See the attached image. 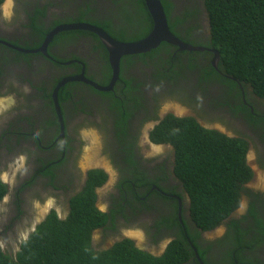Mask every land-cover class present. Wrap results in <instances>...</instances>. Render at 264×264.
<instances>
[{
  "label": "flooded vegetation",
  "instance_id": "flooded-vegetation-1",
  "mask_svg": "<svg viewBox=\"0 0 264 264\" xmlns=\"http://www.w3.org/2000/svg\"><path fill=\"white\" fill-rule=\"evenodd\" d=\"M169 1L174 8L172 19L178 15L183 18L189 12L188 24L196 21L197 36L207 38L209 27L202 0ZM165 17L169 21L166 14ZM151 20L147 21L151 24ZM107 23L109 30H104L102 25ZM149 23L145 22L138 0H3L0 5V180L5 175L15 178L11 184L4 180L9 189L7 203L4 201L0 206L2 229L10 240L17 241L41 216L46 218L50 213V210L45 212L48 207H56V215L66 218L70 199L82 191L88 172L98 170L107 180L95 189L94 206L103 212L97 207L101 202L108 217L106 224L98 229L99 247L110 249L130 240L139 251L162 258L169 244L177 241L184 247L194 244L200 248L173 250L174 256L177 253L182 258L188 256L181 259L178 255L177 264H242L238 257L245 258L239 255L242 252L249 256L246 249L237 256L231 249L224 252L216 248L211 240L225 237V227L218 238L209 239L192 224L187 194L173 173V154L150 152L147 130L150 132L163 117L162 104L177 103L197 122L219 125L221 130L216 128L219 133L243 140L251 148L257 172L264 176L263 98L256 96L245 81L235 80L227 90L220 81L199 87L197 78L186 73L178 80L179 85L167 78L156 81L152 77L155 63L160 59L167 68V57L160 56L151 62L137 55L132 65L127 64L128 57H122L119 79L108 93L97 91L84 81L67 83L58 91L66 95L58 102L63 119L61 133L52 101L54 88L62 80L78 78L106 87L111 77L109 53L100 37L87 30L56 33L48 44L47 56L21 52L37 50L46 36L60 26L90 25L116 42L131 43L147 36ZM183 28L179 26V30ZM126 82L134 87L122 92ZM116 84L119 89H115ZM136 85L140 86L139 97L130 102L124 120L127 124L121 127L123 122L116 107ZM191 86L209 89L208 110L217 121L192 109ZM218 94L227 103L225 109L214 108ZM85 156L90 157L89 162ZM111 173L114 179L107 184ZM257 185L244 197L243 211L236 215L235 219L245 220L242 225L253 221L249 214L251 203L264 220V180L260 179ZM259 250L264 251V242ZM252 256L264 263L263 254Z\"/></svg>",
  "mask_w": 264,
  "mask_h": 264
},
{
  "label": "trees",
  "instance_id": "trees-1",
  "mask_svg": "<svg viewBox=\"0 0 264 264\" xmlns=\"http://www.w3.org/2000/svg\"><path fill=\"white\" fill-rule=\"evenodd\" d=\"M2 2L0 0V5ZM138 2L145 15V22L149 23L147 20L150 16L144 1ZM160 2L169 19V30L173 34L191 45L217 50L220 61L214 70L211 64L212 54L176 52L174 47L161 43L149 53L139 56L151 62L160 56L167 57V68L161 65L160 59L155 63L152 74L154 80L167 78L169 82L179 85L178 80L186 73L197 78L199 87L220 81V84L226 85V90L234 85L235 80L245 81L255 94L264 98V0H202L209 32L207 38L201 40L196 32L199 28L197 22H187V18L191 17L189 12L183 18L178 15L172 19V3L169 0ZM109 26V23L102 25L104 30H109ZM179 26L184 28L179 30ZM151 30L152 20L146 28V35ZM134 57L136 56L128 57V65L134 64ZM125 84L126 88L122 92L134 87L127 82ZM191 88L189 104L198 106V97L194 87ZM115 89H119L118 84ZM139 92L140 86L136 85L116 107L120 110L119 117L123 122L121 127H124V123L127 124L124 120L129 114L130 102L137 101ZM65 97V94L58 93V101ZM156 97L160 100L161 95ZM157 129L165 131L167 135L152 133V141L174 146V173L189 197L192 223L202 230L219 226L238 208L241 197L248 196L251 191L245 186L253 176L246 161V143L241 139L204 129L189 117L175 119L168 116ZM87 178L82 193L72 198L71 209L65 221L58 220L55 213L51 212L27 240L21 243L14 257L6 255L0 248V264H177L175 259L178 255L181 259L188 257L186 255L182 258L181 253L173 255V250L184 249L177 241L169 244L162 258L142 253L130 240H124L106 252L94 253L89 247L90 233L107 222V215L94 207V188L105 182L106 175L93 170L88 173ZM7 190V186L0 183V201ZM175 214L174 212L176 221ZM249 214L253 221L247 225L241 224L245 222L244 219L229 220L226 224L227 238L220 241L224 246L229 243L226 246L235 251L237 256L242 250H247L249 256L243 252L239 254L245 257H238L240 263L264 264L252 256L264 255V251L259 250L264 242V220L258 216L259 212L257 214L254 211L252 203ZM197 249L200 250L198 246Z\"/></svg>",
  "mask_w": 264,
  "mask_h": 264
},
{
  "label": "clouds",
  "instance_id": "clouds-1",
  "mask_svg": "<svg viewBox=\"0 0 264 264\" xmlns=\"http://www.w3.org/2000/svg\"><path fill=\"white\" fill-rule=\"evenodd\" d=\"M160 1V0H159ZM161 3V2H160ZM145 4V3H144ZM162 5V4H161ZM146 7V6H145ZM147 9V8H146ZM148 12V11H147ZM9 19H10V17H8ZM151 18V17H150ZM65 26H67V25H65ZM167 26H168V21H167ZM61 27V26H60ZM58 28V27H57ZM56 29V28H55ZM168 29H169V27H168ZM170 31V30H169ZM171 32V31H170ZM51 33V32H50ZM49 33V34H50ZM172 33V32H171ZM173 34V33H172ZM148 36V35H147ZM146 36V37H147ZM54 37V36H53ZM52 37V38H53ZM177 38V37H176ZM144 39V38H143ZM143 39H141V40H143ZM198 39H204V37H198ZM51 41H52V39H51ZM140 41V40H139ZM137 42V41H136ZM183 42V41H182ZM120 43V42H119ZM131 43H134V42H131ZM184 43H186V42H184ZM49 44V43H48ZM186 44H190V43H186ZM169 45V44H168ZM191 45V44H190ZM42 46V45H41ZM40 46V47H41ZM169 46H172V45H169ZM192 46H194V45H192ZM174 48H176L175 46H173ZM201 47H204V48H208V47H205V46H201ZM47 48H48V45H47ZM39 49V48H38ZM208 49H212V48H208ZM176 50H177V48H176ZM215 50V49H214ZM178 51V50H177ZM217 51V50H216ZM150 52V51H149ZM178 52H184V51H178ZM187 52V51H186ZM146 53H148V52H146ZM196 53H203V52H196ZM204 53H210V52H207V51H204ZM41 54V53H40ZM141 54H145V53H141ZM141 54H137V55H141ZM210 54H212V53H210ZM219 54V53H218ZM137 55H130V56H123V57H131V56H137ZM213 55V54H212ZM213 57H214V55L212 56V59H213ZM212 59H211V64H212ZM121 60V59H120ZM219 61H220V56H219ZM219 61H218V63H217V65H216V67L214 68V70H216L217 69V67H218V64H219ZM213 66V65H212ZM109 67H110V64H109ZM110 70H111V68H110ZM119 70H120V63H119ZM111 78H112V71H111V77H110V81H111ZM119 79V74H118V78H117V80ZM116 80V81H117ZM115 81V82H116ZM91 82H93V81H91ZM70 83H72V82H70ZM93 83H95V82H93ZM95 84H97V83H95ZM109 84H110V82H109ZM108 84V85H109ZM115 84V83H114ZM98 85V84H97ZM107 85V86H108ZM57 86V85H56ZM91 86V85H90ZM99 86V85H98ZM106 86V87H107ZM114 86V85H113ZM64 87V86H63ZM92 87V86H91ZM99 87H101V86H99ZM191 87H194V92H195V95L198 97V100H199V105L198 106H191L192 107V109H194L195 111H197V112H199V113H201L203 116H205V117H207V118H211V116H210V113H209V110H208V99H209V95H210V91H209V89L208 88H198V87H196V86H191ZM249 87V86H248ZM62 88V87H61ZM60 88V89H61ZM92 88H94V87H92ZM103 88H105V87H103ZM55 89V88H54ZM59 89V90H60ZM95 89V88H94ZM112 89H113V87H112ZM95 90H97V89H95ZM97 91H99V90H97ZM111 91V90H110ZM253 91V90H252ZM100 92H102V91H100ZM53 93V92H52ZM108 93V92H107ZM254 93V92H253ZM255 94V93H254ZM256 96H258L257 94H255ZM258 97H260V96H258ZM260 98H262V97H260ZM264 99V98H263ZM53 101V100H52ZM59 101H58V93H57V103H58ZM223 103V106L221 105V103ZM220 103V104H219ZM53 105H54V103H53ZM58 107H59V109H60V106H59V103H58ZM214 108L215 109H219V108H222V109H225L226 108V106H225V104H224V102H223V100L220 98V96H219V94H218V98H217V100L215 101V103H214ZM54 109H55V107H54ZM160 114L166 119L168 116H173V118H175V119H183V118H187V117H189V118H192V119H194L193 117H191V116H188L186 113H185V110H184V108L183 107H181L179 104H177V103H165V104H162L161 106H160ZM169 110H172V112H168ZM60 114H61V111H60ZM166 115V116H165ZM56 116H57V114H56ZM163 117H161V119L159 120V122L154 126V127H152L151 128V131L149 132V130H147V132L149 133V137H148V140H149V144H150V148H151V151L150 152H153L154 154H156V155H162L165 151H167V153H170L171 155L173 154V158H174V163H175V150H174V146L171 144V146H168V143H163V142H160V143H157V142H154V141H152V139H151V134L152 133H154V134H156V135H167L166 133H165V131H163V130H158L157 128L162 124V122L165 120V119H163ZM61 118H62V116H61ZM211 119H214L215 121H217L215 118H211ZM57 120H58V117H57ZM195 120V119H194ZM196 121V120H195ZM62 122H63V119H62ZM197 122V121H196ZM59 124V123H58ZM197 124L199 125V126H201V127H203L204 129H207V130H213V131H217L218 132V130L216 129V128H219L220 130H221V126H219V125H215V126H210V125H208L209 123H199V122H197ZM62 133H63V131H62ZM227 135L226 136H228V135H230V134H228V133H226ZM147 135V134H146ZM229 137V136H228ZM231 138H233V137H231ZM246 146H247V144H246ZM91 148L93 149V147L91 146ZM250 149L251 148H247V153H246V161H247V164H248V166L250 167V169L252 170V172H253V175H254V177H253V179L250 181V182H248L245 186H246V188H248V189H250L251 190V188L253 187H259L257 184H258V181L261 179V180H264V176L262 175V173L261 172H257V170H256V165H254V167H252V166H250V164L248 163V160H247V155H248V152L250 151ZM95 154L94 153H92L91 154V156H94ZM85 158H86V160L89 162V160H90V157L89 156H85ZM174 163H173V173H174ZM81 165H82V163H81ZM89 173V172H88ZM110 175H112V180L114 179V176H113V173H111ZM110 175H109V177H110ZM174 175H175V173H174ZM176 176V175H175ZM4 177V176H3ZM9 177L10 178H8V177H6V179H8L9 180V184H11V183H13V180H14V178H15V175H9ZM88 177V176H87ZM177 177V176H176ZM110 179V178H109ZM87 180H88V178H87ZM87 180H86V182H87ZM106 180H107V176H106ZM106 180H105V182L103 183V184H105L106 183ZM181 182V181H180ZM0 183H2L3 185H5V186H7V188L9 189V185L7 184V183H5V181L4 180H0ZM110 183V180H108L107 181V184H109ZM102 184V185H103ZM85 185H86V183H85ZM85 185H84V187H85ZM101 185V186H102ZM101 186H99V187H101ZM84 187H83V189H84ZM96 188H98V187H96ZM96 188H94V191H95V189ZM83 189H82V191H83ZM82 191H80V193H82ZM98 192H100L99 191V189L97 190ZM8 193V190H7V192H6V194ZM80 193H78L77 195H75L74 197H72V198H75L76 196H78ZM6 194L2 197V199H1V201H0V206H1V204L5 201L6 203H7V201H6ZM187 194V193H186ZM94 195H95V193H94ZM6 197V198H5ZM244 197H246L245 195H243L242 197H241V200H240V203H239V206H238V208L236 209V210H234V212H232L229 216H228V218L226 219V220H224V222L222 223V224H220L219 226H217V227H215L214 229H211V230H202V229H199V228H197L193 223V225L195 226V228L196 229H199L200 231H202V232H204V233H206V236L207 237H209V239H211V238H218V236L222 233V231H223V228L225 227L226 229H227V226H226V224L229 222V220H234L235 218H238L236 215L237 214H239V213H242V211H243V206H242V202H243V199H244ZM72 198L70 199V201H69V208L71 209V202H72ZM95 200H96V196H95ZM95 200H94V203H95ZM186 202H187V209H188V213H189V197H188V195H187V197H186ZM95 207V206H94ZM97 207H98V209H100V210H102L103 212H104V209L102 208V203L101 202H99L98 204H97ZM2 208V207H1ZM49 208V207H48ZM46 209V213H48L49 212V210H50V213L51 212H54L55 213V211L54 210H56L57 212H58V209L56 208V207H52L51 209L49 208V209ZM96 209V208H95ZM97 210V209H96ZM98 211V210H97ZM1 210H0V217H1ZM44 212V213H45ZM70 212V211H69ZM100 212V211H99ZM103 212H100V213H103ZM50 213L46 216V218L50 215ZM55 215H56V213H55ZM56 217H57V219L58 220H60V221H65V219L67 218H59L57 215H56ZM45 218V219H46ZM44 216H41V218L38 220V222H36V223H33L32 224V227L30 228V230L27 232V233H25V234H23L21 237H18V240L17 241H12V240H10L9 239V237H8V235L5 233V231L2 229V227H3V221L1 220V222H0V230H1V235H0V239L2 240V241H4L5 242V244H6V246H7V250L9 251V252H13L12 254L10 253V254H7L5 251H4V249H3V247H0L1 248V250L6 254V255H10V256H15V253H17V251L19 250V247H20V245H21V243L23 242V241H26L27 240V238L29 237V235L31 234V233H33L34 231H35V229H36V227L37 226H39L44 220ZM107 219H108V217H107ZM189 219H190V214H189ZM190 221H191V219H190ZM192 222V221H191ZM106 224V223H105ZM102 227V226H101ZM100 227H97V228H94L92 231H91V233H90V236H89V247H90V249L94 252V253H102V252H106V251H108V250H110V249H112V248H108V247H99L98 246V240H99V237H98V233H99V231H98V229H99ZM3 238V239H2ZM224 238V237H223ZM222 238V239H223ZM190 242H192V240H193V237L191 236L190 237ZM211 240H214L215 241V247L216 248H218V249H220V250H222V251H228L229 250V248L225 245L224 246V244H222L221 243V241L220 240H218V239H211ZM187 240L185 241V243L187 244ZM196 249L197 247H196V245H194V244H191L190 245V247L187 245V247H184V249ZM13 249H15V250H13ZM101 249H105V250H103V251H101ZM138 250V249H137ZM143 253V252H142ZM180 255H182V254H180Z\"/></svg>",
  "mask_w": 264,
  "mask_h": 264
},
{
  "label": "water",
  "instance_id": "water-1",
  "mask_svg": "<svg viewBox=\"0 0 264 264\" xmlns=\"http://www.w3.org/2000/svg\"><path fill=\"white\" fill-rule=\"evenodd\" d=\"M143 1L153 22V28L151 32L143 40L134 43H119L111 39L108 35H106L102 30L98 28L92 27L90 25L73 24L68 26H61L54 29L50 34L46 36L42 46L35 51L18 50L24 53H31V54L41 53L42 55L47 56V45L51 41L52 37L60 31H68V30H87L93 32L96 35H98V37H100L105 48L107 49L109 53V64L112 71V78L110 84L107 87L105 88L99 87L97 84L91 81H88L84 78H78V79L62 80L53 90L52 100L58 117V123L60 125L61 133L63 131V122L60 114V109L57 103V93L59 89L63 87L65 84L70 82L84 81L85 83L90 84L92 87L102 92H108L112 90V87L118 78L119 63H120V59L123 56L137 55V54L149 52L157 48L163 42L175 46L178 51L210 52L214 55L212 59V65L214 68L216 67L219 61V54L216 50L204 48L201 46H192L176 38L168 29L167 20L160 1L159 0H143Z\"/></svg>",
  "mask_w": 264,
  "mask_h": 264
},
{
  "label": "rangeland",
  "instance_id": "rangeland-1",
  "mask_svg": "<svg viewBox=\"0 0 264 264\" xmlns=\"http://www.w3.org/2000/svg\"><path fill=\"white\" fill-rule=\"evenodd\" d=\"M247 160H248V163L250 164V166L254 167L253 162H252V160H253V156H252V151H251V150L248 152ZM109 178H110V179H109L110 182H112V175H110ZM0 235H1V230H0ZM2 239H3V238H2ZM0 247H3L4 251H5L7 254H10V253L12 254V253H13V252H9V251L6 249L7 246H6L5 242L2 241L1 239H0ZM13 250H15V249H13Z\"/></svg>",
  "mask_w": 264,
  "mask_h": 264
},
{
  "label": "bare ground",
  "instance_id": "bare-ground-1",
  "mask_svg": "<svg viewBox=\"0 0 264 264\" xmlns=\"http://www.w3.org/2000/svg\"><path fill=\"white\" fill-rule=\"evenodd\" d=\"M8 3V2H7ZM9 10V9H8ZM93 157H95V155L94 156H91V158H93ZM3 180H6V175L3 177ZM262 183V182H261ZM262 189V188H261Z\"/></svg>",
  "mask_w": 264,
  "mask_h": 264
}]
</instances>
